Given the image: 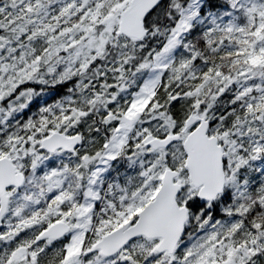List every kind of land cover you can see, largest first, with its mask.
Returning a JSON list of instances; mask_svg holds the SVG:
<instances>
[{"label": "snow or ice", "instance_id": "1", "mask_svg": "<svg viewBox=\"0 0 264 264\" xmlns=\"http://www.w3.org/2000/svg\"><path fill=\"white\" fill-rule=\"evenodd\" d=\"M0 264H264V0H0Z\"/></svg>", "mask_w": 264, "mask_h": 264}]
</instances>
